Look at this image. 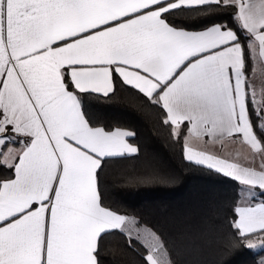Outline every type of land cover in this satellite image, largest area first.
<instances>
[{
    "label": "snow or ice",
    "instance_id": "snow-or-ice-1",
    "mask_svg": "<svg viewBox=\"0 0 264 264\" xmlns=\"http://www.w3.org/2000/svg\"><path fill=\"white\" fill-rule=\"evenodd\" d=\"M121 91L234 185L214 242L264 264V0H0V264H110L112 243L181 264L161 226L105 202L106 169L141 148L90 98ZM226 138L245 163L208 150Z\"/></svg>",
    "mask_w": 264,
    "mask_h": 264
},
{
    "label": "trees",
    "instance_id": "trees-1",
    "mask_svg": "<svg viewBox=\"0 0 264 264\" xmlns=\"http://www.w3.org/2000/svg\"><path fill=\"white\" fill-rule=\"evenodd\" d=\"M90 104L102 122L134 129L141 148L138 157L106 169V204L161 226L176 242L181 264H252L257 253L230 252L214 242L235 195L231 182L184 160L180 147L173 145L167 130L156 123L155 114L138 103H129L127 92L121 91L109 103L93 97ZM153 173L169 178V182H127L129 177ZM109 247L114 251L110 264H138L135 253L120 251L114 243Z\"/></svg>",
    "mask_w": 264,
    "mask_h": 264
},
{
    "label": "crops",
    "instance_id": "crops-1",
    "mask_svg": "<svg viewBox=\"0 0 264 264\" xmlns=\"http://www.w3.org/2000/svg\"><path fill=\"white\" fill-rule=\"evenodd\" d=\"M225 147L223 149L220 148L219 142L208 145V150L215 152L217 154H221L226 158L232 159L239 163H245V155L248 153L249 149L246 145H243L239 142L233 143L229 139H225L224 141ZM198 148L202 147V145L197 144Z\"/></svg>",
    "mask_w": 264,
    "mask_h": 264
},
{
    "label": "rangeland",
    "instance_id": "rangeland-1",
    "mask_svg": "<svg viewBox=\"0 0 264 264\" xmlns=\"http://www.w3.org/2000/svg\"><path fill=\"white\" fill-rule=\"evenodd\" d=\"M260 254L259 255H264V251H262V252H259Z\"/></svg>",
    "mask_w": 264,
    "mask_h": 264
}]
</instances>
